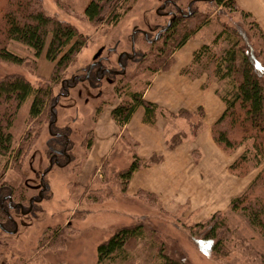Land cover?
<instances>
[{
  "label": "rangeland",
  "instance_id": "374dc122",
  "mask_svg": "<svg viewBox=\"0 0 264 264\" xmlns=\"http://www.w3.org/2000/svg\"><path fill=\"white\" fill-rule=\"evenodd\" d=\"M91 1L42 0L49 16L74 25L87 39L61 76L54 78L55 64L47 60L46 51L37 59L33 51L17 42H8L7 47L25 62L13 65L0 61V79L21 75L34 86L52 89V99L41 117L30 119L31 101L19 111L12 132L15 147L24 148L22 163L15 166L0 157V183L24 191L25 198L37 201L28 213L14 212L15 232L7 234L0 230V264H97L99 246L119 229L136 224L148 229L146 238L131 242L127 258L113 264H160L158 256L163 245L168 254L185 264H264V236L246 215L231 209L232 200L242 196L264 168V162L258 163L255 158L252 140L226 153L213 136L211 145L201 140L206 131L203 107L193 112L172 111L155 103L161 107L156 123L145 124L143 117L141 124L164 136L166 152L154 151L145 156L141 142L128 125L120 127L112 118L116 106L130 102V93H142L145 98L154 79L169 73L176 61L187 60V55L189 64L180 74L193 81L205 78L203 87L216 86L220 98L217 90L222 92L225 84L216 80L214 64L203 72L197 68L196 79L182 71L191 66L194 53L203 45H210L216 54H221L226 43L213 45V42L223 24L244 22L241 9L253 16L247 21L254 19L264 30V0H235L237 12L217 5L214 0H173L185 10L186 16V8L193 5V14L205 17L206 22L188 41L187 49L180 52L188 42L174 52L173 66L167 72L148 68L154 65L157 49L164 45V39H157V33L169 20L160 10L167 0H121L119 22L99 25L84 16ZM7 7L8 0H0V23ZM186 16L181 18L183 22L188 21ZM133 47L136 57L127 62L124 76L116 77L112 83L104 79L99 85L91 79L80 82L95 59L109 57L108 65L118 68L121 54L131 53ZM143 58L146 63H139ZM121 62L124 64L125 59ZM181 111L197 113L189 118ZM51 126L67 134L68 151L74 156L70 164L54 165L49 170L52 149L56 148ZM175 151L187 152L193 166L186 164L182 168L185 174L178 172V178L174 175L169 178L168 174L157 180L150 177L149 188L155 191L145 187L134 189V177L126 187L119 178L132 164L134 154L150 164L141 169L146 170L162 165L166 154ZM244 155L248 164L238 169L237 173L242 175H237L231 166ZM151 159L158 161L151 163ZM44 173L47 174L41 181ZM178 180L185 185L172 188ZM217 213L224 217L233 235L226 243L227 255L222 257L211 253L192 236L198 225L206 224ZM54 233H60V237Z\"/></svg>",
  "mask_w": 264,
  "mask_h": 264
},
{
  "label": "trees",
  "instance_id": "16d2710c",
  "mask_svg": "<svg viewBox=\"0 0 264 264\" xmlns=\"http://www.w3.org/2000/svg\"><path fill=\"white\" fill-rule=\"evenodd\" d=\"M215 3L231 11H239L235 0H215ZM121 6V0H92L84 16L95 25L116 24L121 18L119 13ZM239 12L244 22L234 25L223 24L222 31L213 42V45L220 42L226 43L227 47L221 54H216L212 46L203 45L194 53L191 66L183 70L182 74L196 79L199 75L195 72L197 68L200 67L199 69L203 72L214 64L216 80L225 84L223 91L217 90V93L225 103L226 109L212 127L213 140L226 153H232L245 145L247 141L252 140L255 158L258 163H263L264 30L254 19L247 21L253 18L251 13L243 9ZM187 18H189L188 21L183 22V19L178 17L167 32L161 35L160 39H164V45L157 49L154 65L148 68L155 72L169 71L174 63L172 58L174 52L194 37L206 22L205 17L197 15L196 12ZM86 41L87 39L74 25L49 16L42 6V0H8V7L2 13L1 62L13 65H22L25 62L24 58L11 52L7 47L8 42H17L33 51L37 59L46 51L47 60L55 64L53 76L56 78L67 70ZM139 63L145 64L146 61L143 58ZM91 80L97 83L94 76ZM129 96L130 102H123L112 111V118L116 124L125 127L130 123L135 112L143 108L145 111L143 122L154 125L161 107L147 101L142 93H130ZM50 99H52V89L49 86H34L21 75H11L0 79V157H4L8 163L15 166L22 163L24 148L15 147L12 132L19 111L24 104L31 101L29 117L38 119L44 114ZM196 113L180 112L189 118ZM51 115L53 116V113ZM58 131L60 130L51 126L52 133ZM64 140L63 137L54 139L52 135L55 146L58 144L55 142ZM157 161L150 160L151 163ZM247 164L248 160L244 155L231 166V171L237 173L238 169ZM148 166L150 164H147V161H143L138 154H134L132 164L121 172L119 178L124 180V185L127 187L134 175ZM237 175L242 174L237 173ZM23 192L0 183V230L4 233L15 232L14 212L28 213L32 208L31 201L25 198L27 194ZM24 202L26 205L23 204ZM231 209L233 212L246 215L252 226L264 236V168L250 188L242 196L232 200ZM196 228H198L195 231L196 234L193 232L192 236L197 243L205 245L211 253L219 257L227 255L226 243L233 235L221 213L215 214L209 222L198 225ZM147 234L148 229L143 224L119 229L110 240L99 246L97 264H113L119 260H125L128 245L133 241L145 239ZM54 235L57 238L60 237V233H54ZM164 246H161L159 250L160 264H185L182 259L168 254Z\"/></svg>",
  "mask_w": 264,
  "mask_h": 264
},
{
  "label": "crops",
  "instance_id": "0c3cea01",
  "mask_svg": "<svg viewBox=\"0 0 264 264\" xmlns=\"http://www.w3.org/2000/svg\"><path fill=\"white\" fill-rule=\"evenodd\" d=\"M189 44L188 42L185 46L186 48L184 47L180 52L182 53L187 49ZM187 56V60L185 58L184 61H176V64L169 73L158 75V77L154 79L152 87L145 93V99L165 106L172 111L186 109L193 112L199 107H203L206 114V131L202 134L201 140L211 145L213 144L211 133L212 126L222 116L226 107L224 102L216 94V86H210L208 88L203 87L205 78L193 81L189 79V77L180 74L182 68L189 64L190 58L189 55ZM144 114V109L139 108L128 124L130 131L141 142L142 154L148 156L154 151L166 152L164 136L156 129L141 124ZM166 155L167 159L162 165L138 171L132 181V187L134 186V189H143L145 187V189L154 190L149 188L151 181L150 177L157 180L159 179L158 177L168 174L169 178L173 175L175 178H178V172L184 173L182 168L186 164H188V167L193 166L192 158H190V155L185 151L168 152ZM144 177L145 181L143 182L142 179ZM180 185H185L182 180L176 181L171 187L173 188ZM207 192L210 191L207 190Z\"/></svg>",
  "mask_w": 264,
  "mask_h": 264
},
{
  "label": "flooded vegetation",
  "instance_id": "af4514ba",
  "mask_svg": "<svg viewBox=\"0 0 264 264\" xmlns=\"http://www.w3.org/2000/svg\"><path fill=\"white\" fill-rule=\"evenodd\" d=\"M168 6H171L172 9L167 10ZM192 6L193 5H190L189 7L186 8V10H187V16H186L184 14L185 10L183 8H181L180 6H178V4L175 1L167 0V2H165V4L160 8V10H163L164 16L166 18H169V20L164 27H161L158 30L157 39L160 38L161 35H163L167 32V30L172 26V24L178 20V17H181V18H184L185 16L190 17L193 14ZM141 33H142V31H141ZM112 50L113 49H109L110 52H112ZM101 52H102V50L98 53V56L101 55ZM136 53H137V51L134 47H133L131 53H124L123 52L121 54V58L117 62L118 68L114 67L112 65H108V62L110 61L109 57L106 58V60L103 59L102 57L99 60L95 59V61L88 67L87 72H86L85 76L83 77L84 78L83 81H82V79H80V82L85 83L88 79H91V77L94 76L95 80L97 81V83H95L96 85H99L100 82L104 79H107L109 82L112 83L116 77H118V76L122 77L126 74L127 62L135 60ZM138 55H140V54H138ZM123 59H125L124 64L121 62ZM110 77L112 79H110ZM50 133H51V135L54 136V139H56V138L60 139L63 137L65 140L62 142H55L58 144H57V146H55L56 148L52 149L53 158L51 159V164H50L49 170H51L54 167V165H57V166L61 165L62 166V165L70 164L71 161H73L72 158L74 156V155L72 156L69 154V151H68L69 139H68L67 135L64 132H62V130L60 132L52 133L51 129H50ZM54 161H55V164L52 163ZM46 174L47 173H44L41 175V178H40V179H42L41 181H43ZM35 201H36V198H33L31 200V207L33 206V203ZM31 210H32V208L30 209V211ZM30 211H28V212H30ZM22 213H24V212H22Z\"/></svg>",
  "mask_w": 264,
  "mask_h": 264
}]
</instances>
